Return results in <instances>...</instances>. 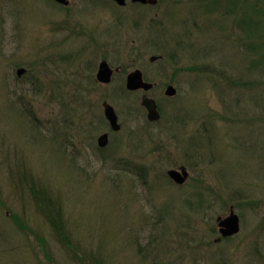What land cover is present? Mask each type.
<instances>
[{
  "label": "rangeland",
  "instance_id": "1",
  "mask_svg": "<svg viewBox=\"0 0 264 264\" xmlns=\"http://www.w3.org/2000/svg\"><path fill=\"white\" fill-rule=\"evenodd\" d=\"M68 1L0 0V264H264V0Z\"/></svg>",
  "mask_w": 264,
  "mask_h": 264
},
{
  "label": "water",
  "instance_id": "2",
  "mask_svg": "<svg viewBox=\"0 0 264 264\" xmlns=\"http://www.w3.org/2000/svg\"><path fill=\"white\" fill-rule=\"evenodd\" d=\"M57 3L68 5V0H54ZM115 2L118 6L124 7L127 4L128 0H112ZM132 3H139L142 5H156L158 3L157 0H131ZM158 57L152 56L150 58L151 62L157 60ZM24 68H19L17 70V76H22L25 73ZM113 71L108 66V64L103 61L99 66V71L97 73V79L102 83H109L111 74ZM127 89L130 91H135L138 89H143L145 91H148L152 88L151 83H147L143 81L142 73L140 70H135L131 72L127 77ZM176 93V90L170 86L168 87L166 91V95L173 96ZM141 105L146 109L147 111V119L150 122L157 121L160 119V114L157 110V104L156 101L149 97H144L141 101ZM104 107V115L107 121L110 123V126L114 131H118L120 129V124L118 123V117L114 110V108L107 102L103 103ZM107 144L106 135H103L99 138V145L104 147ZM168 176L170 179H172L174 182L178 184H183L186 181V178L188 177V172L185 168H181L180 170H170L168 171ZM240 231V220L239 217L233 212L230 211L229 215L225 218H223L219 222V233L222 238H228L232 237L236 234H238ZM219 241V240H216Z\"/></svg>",
  "mask_w": 264,
  "mask_h": 264
},
{
  "label": "flooded vegetation",
  "instance_id": "3",
  "mask_svg": "<svg viewBox=\"0 0 264 264\" xmlns=\"http://www.w3.org/2000/svg\"><path fill=\"white\" fill-rule=\"evenodd\" d=\"M53 2L54 3H56L58 6H61L62 8H69V4L68 5H64V4H60V3H57L56 1H54L53 0ZM132 3V2H131ZM133 5H140V6H148V5H142V4H139V3H132ZM127 5V4H126ZM125 5V6H126ZM124 6V7H125ZM65 22V21H64ZM62 26L64 27V30H66V31H68L69 33L71 32V27H69V26H67L65 23L64 24H62ZM73 32V31H72ZM95 40V39H94ZM151 58V57H150ZM150 58H149V61H151L150 60ZM158 59H161V57H159ZM103 61H105V60H101L100 62H99V64H98V66H97V69H96V72H95V81L98 83V84H100V85H102V86H109V85H111V83H112V80H113V78H114V76L115 75H117V74H119L120 73V71H121V69H120V67L118 68V67H116V68H112L106 61V63L108 64V66L111 68V70L113 71V73L111 74V78H110V81H109V83H102V82H100L98 79H97V73H98V71H99V66H100V64L103 62ZM156 61V60H155ZM154 62V61H153ZM135 70H139V69H135ZM135 70H133V71H135ZM133 71H131V72H133ZM141 71V70H140ZM131 72H129V73H127L126 74V77H125V82H124V84H125V86L123 87V89L126 91V92H128V93H135V92H139V91H143L144 93H143V96H142V98H141V101H142V99L144 98V97H149V98H152V97H150V96H148L147 94L150 92V91H152L153 89H155L157 86V84L156 83H153V82H151V81H149L145 76H144V74L142 73V71H141V73H142V78H143V81L144 82H147V83H151L153 86H152V88L151 89H149L148 91H145V90H143V89H138V90H135V91H130V90H128L127 89V85H126V83H127V77H128V75L131 73ZM170 86H172L175 90H176V88L173 86V85H171V84H169V85H167L166 86V88H165V94H166V91H167V89H168V87H170ZM119 89H121V90H123L121 87H118L115 91H117V90H119ZM123 90V91H124ZM177 92V91H176ZM175 95V94H174ZM174 95L173 96H170V97H174ZM167 97H168V95H167ZM152 99H154V98H152ZM155 100V99H154ZM156 101V100H155ZM156 104H157V110H158V112H159V114H160V119L159 120H157V121H153V122H150V121H148L147 120V113H146V120H147V125H155V124H158L159 122H160V120H161V110H160V107H159V104H158V102L156 101ZM144 108V107H143ZM145 110V109H144ZM145 112H146V110H145ZM103 113H104V110H103ZM117 117H118V115H117ZM104 118H105V115H104ZM105 121H106V123L108 124V128H109V132L108 131H105V132H103L101 135H99L98 136V138H97V147H99V149L100 150H104L106 147H107V145H108V143H109V141H110V131L111 132H118V131H120L121 130V125H120V129L118 130V131H114L113 129H112V127L110 126V123L107 121V119L105 118ZM119 123V122H118ZM103 135H106V140H107V144L104 146V147H102V146H100L99 145V138L101 137V136H103ZM181 168H185V167H181ZM181 168H179V169H177V170H180ZM173 170H176V169H173ZM222 241L223 240H225V239H221ZM220 241V240H219ZM221 242V241H220Z\"/></svg>",
  "mask_w": 264,
  "mask_h": 264
},
{
  "label": "trees",
  "instance_id": "4",
  "mask_svg": "<svg viewBox=\"0 0 264 264\" xmlns=\"http://www.w3.org/2000/svg\"><path fill=\"white\" fill-rule=\"evenodd\" d=\"M242 24L244 25L243 21H242ZM244 28H245V27H244ZM52 204H53L52 200H50V202H49V199H48V202H47V203L45 202V206H46V207H47V206H50V205H52ZM53 205H54V204H53ZM45 206H44V208H45ZM48 211L51 212L52 210H48ZM50 212H49V213H50Z\"/></svg>",
  "mask_w": 264,
  "mask_h": 264
},
{
  "label": "bare ground",
  "instance_id": "5",
  "mask_svg": "<svg viewBox=\"0 0 264 264\" xmlns=\"http://www.w3.org/2000/svg\"><path fill=\"white\" fill-rule=\"evenodd\" d=\"M169 177V176H168Z\"/></svg>",
  "mask_w": 264,
  "mask_h": 264
}]
</instances>
